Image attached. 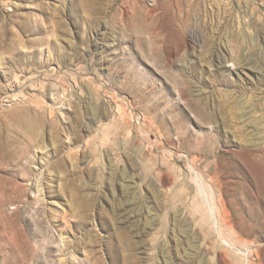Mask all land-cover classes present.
Here are the masks:
<instances>
[{
  "label": "rangeland",
  "instance_id": "374dc122",
  "mask_svg": "<svg viewBox=\"0 0 264 264\" xmlns=\"http://www.w3.org/2000/svg\"><path fill=\"white\" fill-rule=\"evenodd\" d=\"M0 264H264V0H0Z\"/></svg>",
  "mask_w": 264,
  "mask_h": 264
},
{
  "label": "bare ground",
  "instance_id": "6f19581e",
  "mask_svg": "<svg viewBox=\"0 0 264 264\" xmlns=\"http://www.w3.org/2000/svg\"><path fill=\"white\" fill-rule=\"evenodd\" d=\"M5 149L1 148V157H2V160H7L9 158L8 153H5L4 152ZM6 151V150H5ZM8 152V151H7Z\"/></svg>",
  "mask_w": 264,
  "mask_h": 264
}]
</instances>
